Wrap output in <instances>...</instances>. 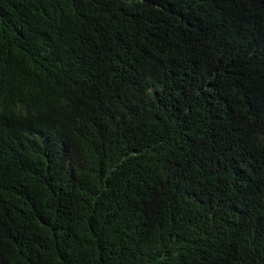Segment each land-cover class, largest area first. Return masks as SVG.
Segmentation results:
<instances>
[{
	"label": "trees",
	"instance_id": "16d2710c",
	"mask_svg": "<svg viewBox=\"0 0 264 264\" xmlns=\"http://www.w3.org/2000/svg\"><path fill=\"white\" fill-rule=\"evenodd\" d=\"M0 0V264H264V0Z\"/></svg>",
	"mask_w": 264,
	"mask_h": 264
},
{
	"label": "clouds",
	"instance_id": "9594fccd",
	"mask_svg": "<svg viewBox=\"0 0 264 264\" xmlns=\"http://www.w3.org/2000/svg\"><path fill=\"white\" fill-rule=\"evenodd\" d=\"M218 11L234 15L245 14V0H220L218 3ZM200 11L196 8V0H190L180 14L184 21L185 35L188 37L191 34L192 27L198 22Z\"/></svg>",
	"mask_w": 264,
	"mask_h": 264
}]
</instances>
